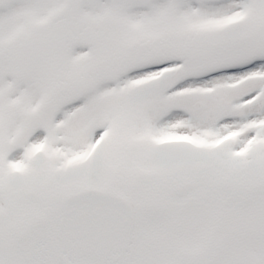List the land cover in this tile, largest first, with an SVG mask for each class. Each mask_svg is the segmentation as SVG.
<instances>
[{"label":"snow or ice","instance_id":"6c2138e0","mask_svg":"<svg viewBox=\"0 0 264 264\" xmlns=\"http://www.w3.org/2000/svg\"><path fill=\"white\" fill-rule=\"evenodd\" d=\"M0 264H264V0H0Z\"/></svg>","mask_w":264,"mask_h":264}]
</instances>
